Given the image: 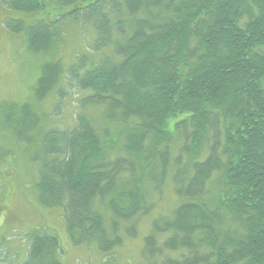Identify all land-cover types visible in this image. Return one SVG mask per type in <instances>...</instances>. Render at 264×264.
Here are the masks:
<instances>
[{
	"label": "trees",
	"instance_id": "1",
	"mask_svg": "<svg viewBox=\"0 0 264 264\" xmlns=\"http://www.w3.org/2000/svg\"><path fill=\"white\" fill-rule=\"evenodd\" d=\"M6 1L1 24L34 55L59 56L66 20L92 30L35 86L58 114L77 99L72 125L0 101V132L39 165L37 201L59 210L72 245L94 244L110 264L165 187L178 205L153 221L140 264H264V0ZM63 76L87 94L58 88ZM24 232L17 248L0 235V264H63L53 230Z\"/></svg>",
	"mask_w": 264,
	"mask_h": 264
},
{
	"label": "rangeland",
	"instance_id": "2",
	"mask_svg": "<svg viewBox=\"0 0 264 264\" xmlns=\"http://www.w3.org/2000/svg\"><path fill=\"white\" fill-rule=\"evenodd\" d=\"M0 1L2 6L0 10V101L18 105L30 103L45 110L48 114H55L53 120L49 122L48 128L60 127L62 129L72 125L73 110L70 103L75 107L77 99L71 98L70 95L62 99L60 114H58L55 112L54 94L39 102L35 99V86L40 77L41 68L46 62H56L61 57L64 65L71 64L75 55L84 50V43L88 45V42H92V39L87 42V36H91L92 30L80 25L81 22L76 24L72 20H66L67 24L60 25L62 27L60 39L63 40V43L59 49V56L55 53L34 55L27 49L25 35H18L1 24L7 14L5 11V2L7 1ZM18 15L20 14L18 13ZM21 17L28 21L31 18L27 14H22ZM91 54L89 55L90 61L94 60V63H97L100 56L94 57V54ZM67 82L68 80L63 76L58 88L64 87L65 90H71L72 94L79 96L81 92L67 88L65 86ZM86 94L81 93V96ZM90 114L94 117L99 115L94 109L90 110ZM71 120L72 122H70ZM65 121H69L70 124L63 125ZM0 147L6 151V155L0 163V174L3 175L2 178L0 176V186L3 189L2 197H0L3 200L0 201V204H4L2 211L8 213V217L4 212L0 214V235H5L12 240L17 248V243H21L23 235L26 233L25 229L32 230L37 226L45 225L53 230L61 241L62 250L65 252L62 256L63 264H104L102 261L104 255L96 245L79 247L72 245L66 232L65 220L59 210L46 209L39 205L34 188L39 165L29 160L25 145L22 143L20 146L12 132L6 129L5 134L0 132ZM151 193L153 196H158L159 200L153 211L141 219L138 226V237L126 241L124 248H117V258L109 260L110 264H140L144 239L151 233L153 221L155 218L168 215L175 204L178 205L172 188L170 190L164 187L161 192L152 191ZM6 217L9 227L4 223Z\"/></svg>",
	"mask_w": 264,
	"mask_h": 264
},
{
	"label": "bare ground",
	"instance_id": "3",
	"mask_svg": "<svg viewBox=\"0 0 264 264\" xmlns=\"http://www.w3.org/2000/svg\"><path fill=\"white\" fill-rule=\"evenodd\" d=\"M81 107V106H80ZM82 109V108H81ZM131 118V117H130ZM55 131V130H54ZM37 140V139H36ZM55 156V155H54ZM62 161V160H61Z\"/></svg>",
	"mask_w": 264,
	"mask_h": 264
}]
</instances>
